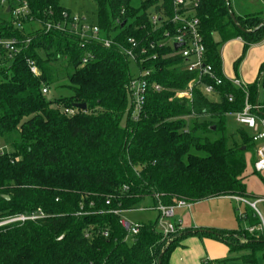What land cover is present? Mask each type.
Listing matches in <instances>:
<instances>
[{"label": "trees", "instance_id": "obj_1", "mask_svg": "<svg viewBox=\"0 0 264 264\" xmlns=\"http://www.w3.org/2000/svg\"><path fill=\"white\" fill-rule=\"evenodd\" d=\"M61 1L28 0L30 14L20 28L0 6V37L17 39L21 49L13 60L3 53L0 69V148L6 150L0 149V219L38 209L46 215L0 229V264H169L172 251L191 234L220 240L232 253L246 252L236 260L258 264L259 255L264 259V238L259 231H248L260 224L249 207L243 213L248 229L184 231L171 241L158 222L139 225V233L130 237L120 226L121 216L112 212L135 210L147 198L155 206L246 199L244 173L254 143L247 129L230 128L228 117L243 110L246 93L249 103L258 102L264 63L259 79L246 91L226 80L216 85L206 79L214 94L197 86L192 101L181 99L177 93L197 75L187 71L186 59L166 35L175 31L168 22L173 0H146L140 8L132 6L133 0H95L94 25L123 47L135 39L137 53L148 51L143 64H133L118 46L105 48L71 32L47 30L46 24L62 23L64 14H71ZM154 15L161 18L157 25ZM194 15L206 63L219 78L224 43L241 38L247 49L264 39L263 8L241 17L231 0H198ZM89 55L93 58L83 65ZM28 61L38 68V76ZM134 69L152 71L138 120L126 89ZM44 88L69 94L52 99ZM258 115L264 118V113Z\"/></svg>", "mask_w": 264, "mask_h": 264}, {"label": "built area", "instance_id": "obj_2", "mask_svg": "<svg viewBox=\"0 0 264 264\" xmlns=\"http://www.w3.org/2000/svg\"><path fill=\"white\" fill-rule=\"evenodd\" d=\"M0 6L7 10L10 9V13L14 19V24L19 28L21 27L20 21L27 19L30 14L28 0H0ZM197 8L198 0H173V15L170 19H168V22L171 23L175 29L173 35L166 34L169 38V44L174 49L176 44L182 45L179 49L175 50L180 51L182 57L186 59L187 71L197 75L196 78L189 82L185 91L177 93V97L192 101L193 91L197 86H201L207 95L214 94V86L208 83L206 79L211 83L215 82L216 85H222L223 81L226 80L243 91H246V86L238 80H229L223 75V78L217 77L212 66L206 63V47L201 34L200 21L194 15ZM64 18L65 20L62 23L46 24V29L71 32L79 35L82 39L98 41L103 44L105 48L118 46L123 51L126 58L133 64H143L147 61L144 57L147 55L148 51L146 49H142L139 53H137L139 43L135 39H128V47L126 48L118 44L113 36H110V38L103 36L98 26L86 23L85 20L79 16L73 14L68 15L65 13ZM160 20L161 18L159 19L157 15H154V25H157V22ZM160 47H162V45ZM153 48L154 46L151 45V49ZM20 51L21 49L19 48L17 39H4L0 37V69L4 65L2 61V58L4 57L3 53L8 56L9 60H13L20 53ZM92 58L93 57L91 55L84 58L83 65L87 64ZM151 59H156V56H152ZM28 64L31 72L38 76L39 70L35 64L31 61H28ZM151 75L152 71L140 69L126 87L130 97L132 98V116L135 120H138L145 106L146 97L150 88L148 79ZM151 86L156 92H159L162 89L158 84H152ZM43 93L48 94L49 90L44 88ZM230 101H232V98H230ZM260 110V107L253 106L249 103L248 94L246 93L243 110L234 114L236 123L249 130L253 143L257 144L256 161L254 163V170L256 173L264 172V118L258 115ZM65 113L74 115L76 111L65 110ZM234 199L238 202L246 204L255 212L257 217L260 219V224L256 228H249L248 231L250 233L259 231L264 238V211L260 208V206L264 207V197L257 198L253 201H248L243 198ZM107 204H109V202ZM179 208H190V203L185 201H176L172 206H164L162 204H158L156 206V209L159 212L158 227L168 241H171L172 237L184 231L180 225L174 223L173 221L175 218V210ZM112 213L121 216L120 226L130 237L136 236L139 233L140 226L130 223L124 217L125 212L113 211ZM44 218H46V215L38 209L36 212L31 214L25 213L0 219V229L16 224H24L30 221L35 222Z\"/></svg>", "mask_w": 264, "mask_h": 264}, {"label": "crops", "instance_id": "obj_3", "mask_svg": "<svg viewBox=\"0 0 264 264\" xmlns=\"http://www.w3.org/2000/svg\"><path fill=\"white\" fill-rule=\"evenodd\" d=\"M234 1L235 4L231 2V5L237 16H241V17L246 16L248 14L258 12L260 8L264 9V0H234ZM82 19L86 20L85 18ZM220 60H221L222 75L229 80H238L242 82L247 89V87L249 85L254 84L261 75L260 70L262 64L264 63V39L260 43L252 45L247 49H245V43L241 38L230 40L221 46ZM134 72L136 74L138 70L134 69ZM251 105L260 107L261 108L260 112H262V114L264 113V88L261 89V94L258 99V102L255 105L254 104ZM231 116L234 117V115ZM236 125L239 126L238 124ZM254 146L257 148V144H254ZM255 161H256V151H255ZM253 169H254V165H253ZM223 198L234 199L238 197H223ZM193 205L195 204H190V208L176 209L175 218L173 220L174 223L180 225L184 229V231L194 232L197 230H212L204 227L203 225L205 224H202L201 222H199V220L197 221V219H195L192 216L191 211ZM246 208L247 209L245 210V212L248 210L247 205ZM158 219H159V212L156 222H158ZM158 229L160 230L159 227ZM233 254L236 253H232L229 247L220 240L211 237H201L196 234H191L185 237V239L180 243V246L172 251L169 257V264H200V263L207 264V262L232 259L229 257ZM204 260L206 261L204 262Z\"/></svg>", "mask_w": 264, "mask_h": 264}, {"label": "rangeland", "instance_id": "obj_4", "mask_svg": "<svg viewBox=\"0 0 264 264\" xmlns=\"http://www.w3.org/2000/svg\"><path fill=\"white\" fill-rule=\"evenodd\" d=\"M146 0H133L132 6L140 8L141 3ZM235 4L234 0H231ZM61 6L70 11L73 15L85 18L88 24H96L97 12L95 0H62ZM33 27L38 28L34 25ZM30 30V28H28ZM104 36V34H102ZM114 37V35H111ZM214 39L219 40L218 35H214ZM69 94L66 90L52 89L49 92V98H57L60 95L67 96ZM211 100L216 101V97H211ZM237 123L233 116L228 117V125L230 128H236ZM1 152H6L5 149L0 148ZM250 150L247 154V163L244 173L245 186L247 192V200L253 201L257 198L264 197V172L255 173L253 165L255 162V150ZM261 210L264 209L260 206ZM244 203L238 202L235 199L217 198L205 202H200L193 205L192 216L199 220L204 227L212 229L217 232L227 233L234 232L240 229H248L250 224L248 220L243 217L246 210ZM124 217L134 225H147L149 223H156L158 212L151 198H147L136 206L135 210L126 212ZM198 228V227H197ZM244 252H237L231 255V264H244L241 260H236L241 257ZM206 260H204L205 262ZM201 264V263H200ZM258 264H264V259L261 255L258 256Z\"/></svg>", "mask_w": 264, "mask_h": 264}, {"label": "water", "instance_id": "obj_5", "mask_svg": "<svg viewBox=\"0 0 264 264\" xmlns=\"http://www.w3.org/2000/svg\"><path fill=\"white\" fill-rule=\"evenodd\" d=\"M227 6H228V10H229V14H230L231 19H232V20L234 21V23L239 27V25H238V23H237V20H236L234 14H233V12H232V10H231V8H230V4H229L228 1H227ZM7 12H10V9H8ZM239 28H240V27H239ZM181 46H182L181 44H176V45H175V49H179ZM74 108L79 109V110H82V111H85V110L87 109V106H86V104H75V105H74ZM213 129H214V127H213ZM243 150H245V148H243ZM5 199H6V200H9V197H5Z\"/></svg>", "mask_w": 264, "mask_h": 264}]
</instances>
